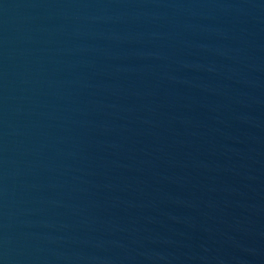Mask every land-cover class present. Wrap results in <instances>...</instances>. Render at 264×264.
Wrapping results in <instances>:
<instances>
[{
    "label": "water",
    "instance_id": "1",
    "mask_svg": "<svg viewBox=\"0 0 264 264\" xmlns=\"http://www.w3.org/2000/svg\"><path fill=\"white\" fill-rule=\"evenodd\" d=\"M0 264H264V0H0Z\"/></svg>",
    "mask_w": 264,
    "mask_h": 264
}]
</instances>
